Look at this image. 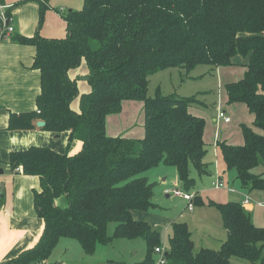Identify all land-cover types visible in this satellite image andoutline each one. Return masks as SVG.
<instances>
[{
    "label": "trees",
    "instance_id": "trees-1",
    "mask_svg": "<svg viewBox=\"0 0 264 264\" xmlns=\"http://www.w3.org/2000/svg\"><path fill=\"white\" fill-rule=\"evenodd\" d=\"M34 1L40 23L48 0ZM63 17V37L9 36L34 46L31 67L40 73V91L34 110L9 113L8 129H32L43 120V129L68 132V141L65 152L33 145L10 153L11 170L20 167L39 178L34 205L44 227L32 247L6 264L40 263L62 237L76 240L86 255L112 238L141 237L145 257L133 264L154 263L160 230L132 216L133 210L153 205L155 182L146 171L161 162L172 166L185 190L193 180L190 165L198 173L206 171L205 121L189 110L197 105L196 95L158 90L147 95L148 77L167 68H179L188 77L197 65H228L233 56L247 57L243 76L226 84V94L229 103L247 107L253 125L263 132L242 124L241 145L220 142L218 147L242 188L264 190V171L256 172L264 170V0H82L80 8L64 11ZM82 62L87 92H79L78 77L68 74ZM129 98L143 102V136L107 135V114ZM73 140L81 145L69 153ZM61 196L63 207L55 201ZM193 202L204 203L197 195ZM206 203L219 210L226 239L218 249L194 251L188 225L172 221L164 264H232V258L264 264V225L256 226L240 202ZM110 223L114 229L108 235Z\"/></svg>",
    "mask_w": 264,
    "mask_h": 264
},
{
    "label": "crops",
    "instance_id": "crops-1",
    "mask_svg": "<svg viewBox=\"0 0 264 264\" xmlns=\"http://www.w3.org/2000/svg\"><path fill=\"white\" fill-rule=\"evenodd\" d=\"M20 1L21 0H0V5L7 6L6 10L10 8V18H11L10 24L13 26V32H18L26 36H32L35 33H39L41 36L47 38L63 37L66 34V21L64 20L63 12L80 8L79 3L78 5H73L69 0H48V9L45 12V15L41 23H39L38 3L34 0H24L21 3ZM80 4H82V0H80ZM9 36L10 33L7 37H5L0 41V169H2V172L0 173V264H6L9 260L16 257L23 250L32 247L37 242L44 227V222L42 218L38 215L34 205V192L40 189L39 178L36 175H28L20 171L16 172L14 170H11L9 166L10 153L12 151L26 149L33 145L47 146L58 152H65L67 149V141H68V132H61L57 134L48 131L46 129H43V126L42 127L35 126L34 128L27 130L8 129L7 123H8L9 113L11 112L19 113L23 111L34 110L36 108L35 98L40 91V73L37 69L31 67L33 56L35 54L34 46L29 44H20L13 42L9 39ZM238 58H241V56L236 55L232 57L233 60H236ZM242 58L241 61L245 66L247 62V57H242ZM245 70H246V66H245ZM85 73H86V67L83 62L79 67L75 69H71L68 72L71 78L78 77L77 86L79 92H87L89 90V85L83 79ZM230 105L235 110L239 106L247 109V107H245L243 104L240 103H233ZM72 107L74 109L78 108L77 99L72 103ZM189 110L192 112V107ZM194 114L197 115L198 113L196 112ZM250 115L253 117L251 113L249 114V116ZM218 119L225 124L231 122V119L228 122H224L223 119L217 117V113H216L215 120ZM253 119L251 118V120ZM253 130L255 131L254 128ZM105 131H107L106 119H105ZM262 132L263 131L261 130V132H257V133H262ZM109 136H116V135H109ZM204 143H205L206 152H208V146L206 144L205 139H204ZM227 144L233 145L232 143H227ZM241 144L242 142L236 145H241ZM80 145L81 143L78 140H73L71 142L70 149L68 150V152L71 153L78 150L80 148ZM217 147H218V142L216 141L213 152H216ZM205 156L206 153L203 158L206 171L208 170L212 172L211 170L212 168L213 169L215 168L214 169L215 172L218 171L217 168L218 166H215L214 163L208 160V156L207 157ZM149 171L150 170L146 171L145 176L148 178L149 181H154L156 183V179L155 178L153 179L152 177L149 176L150 173ZM228 171H234V170L227 169V173ZM263 171H264L263 168L256 169V172H263ZM219 172H220L218 173L219 176L226 183V187L224 188L227 189V187L229 186V181L227 180L228 178L224 175L226 171L222 170ZM214 175L215 174H213V176ZM234 175L236 177L235 171H234ZM160 180H161L160 183L163 186H165L164 192L166 196H169L167 190L171 189L170 184L174 185L175 187L178 184H180L176 172L170 176H163L161 177ZM237 185H238L237 187L243 191L242 200L244 199L245 195H247L249 197V203H251L254 200L251 197V193H256V191L260 190V189L249 190L247 188H242L239 185V183ZM242 200L237 202H240V204H242ZM55 201L58 205L62 207L66 205V200L63 196L58 197ZM228 201H232V200H228ZM258 203L264 204V202H258ZM260 206L261 205H258L257 207ZM263 207L264 206H261V208ZM135 213L137 212H134L133 210L132 216L135 219L138 220L143 219L142 215ZM177 220L178 219H172L168 223L167 241H168V235L170 233V224L172 221H177ZM182 222H185L190 230L188 222L187 221H182ZM254 224L256 226H262L256 224L255 222ZM152 227L157 229L159 228V230H161V227H156L155 224H153ZM223 230L225 237L218 241L216 247L201 245L199 246V249L201 247L218 249L227 236V232L224 226H223ZM190 232L195 247V238L193 237V232L191 230ZM61 239H63V242L65 244L64 246H62V251L58 252L54 257L50 259L48 257L42 262L35 264H98L99 263V261L94 260V258H92L94 253L92 255H86L76 240L75 242L71 238L62 237L59 239L58 243L60 242ZM113 239L122 240L123 238H113ZM133 240L134 239H130L131 246H135ZM111 241L112 240H110L107 243H110ZM154 259L157 258L154 257ZM107 261L115 262L116 260L110 256L107 258ZM137 261L140 260L131 259L129 264H133ZM232 261L233 260L231 259V263Z\"/></svg>",
    "mask_w": 264,
    "mask_h": 264
},
{
    "label": "rangeland",
    "instance_id": "rangeland-1",
    "mask_svg": "<svg viewBox=\"0 0 264 264\" xmlns=\"http://www.w3.org/2000/svg\"><path fill=\"white\" fill-rule=\"evenodd\" d=\"M69 1L73 5H78L79 3V7L82 5L80 4V0ZM47 9L44 11L42 19ZM241 58L236 60L231 59L228 65H197L189 72L188 77L183 75L184 71L181 72L176 67L158 71L148 77L147 95L150 97L154 96L157 90L162 95L171 93H177L180 96L196 95L197 105L192 106V113L197 112V116L202 117L205 121L203 137L208 146V152H206L205 157L208 156V160L214 163L215 166H218V171L216 172L214 170L215 168H212V172L207 170L203 173H198L195 167L190 165L189 173L193 180L191 186L186 190L180 184H176V187L170 184L171 189L178 188L183 192H189L193 196L197 195L202 199L204 203L201 205H195L193 202L192 210L188 207V201L184 200L181 196L173 195L169 192V196H166L164 192L165 186L160 183L161 177L170 176L176 172L174 167L161 162L150 169L149 176L156 179L151 195L153 205L146 210H134V212H137L135 214L142 215V221L150 225L155 224L156 227H161L159 244L164 250L167 249V226L172 219L188 222L190 230L193 232V237L195 238L194 251H197L201 245L216 247L218 241L225 237L222 219L217 207L208 205L206 202L208 200L214 202H226L228 200L241 201L243 198V191L237 187L238 181L234 175V171H228L227 173L219 148L217 147L216 152H213L216 141L218 143H232L233 145L243 143L242 124L246 127L254 128L257 132H261V129L253 126V120H251L253 117L250 115V118V113L247 109L239 106L235 110L230 105L233 103L228 102L226 84L239 80L245 72V66ZM218 109L225 111L226 115L231 119L230 123L225 124L219 119L215 120ZM143 126V102L140 99H122L119 109L115 112L108 113L106 117L107 135L109 133V135L138 139L143 135ZM222 170L226 171L224 175L228 178L229 186L227 189L214 188L212 186L213 174H218ZM251 197L254 199L251 203L241 205L245 211L250 213L253 223L255 222L263 226L264 207L257 206L258 202H264V190L251 193ZM113 229L114 224L110 223L107 228V234L111 235ZM111 240L107 244H96L92 258L99 261L98 264H129L131 259L141 260L144 257L146 245L143 238H135L133 240L135 246H131V241L128 239L116 240L112 238ZM64 245L63 239H61L50 252L49 259L62 251V246ZM262 249L264 256V248ZM110 256L116 261H107V258ZM153 256L158 258L160 254L154 253ZM232 260L233 264H247L246 261L238 258H232Z\"/></svg>",
    "mask_w": 264,
    "mask_h": 264
},
{
    "label": "built area",
    "instance_id": "built-area-1",
    "mask_svg": "<svg viewBox=\"0 0 264 264\" xmlns=\"http://www.w3.org/2000/svg\"><path fill=\"white\" fill-rule=\"evenodd\" d=\"M6 7L5 5H0V21L2 23V28L0 29V41L7 37L9 33L13 32V26L10 24L11 18L6 14ZM5 22H8L5 25ZM39 112V111H37ZM217 117L223 119L224 122H228L230 118L225 115V112L222 110H218ZM14 171H20V167H16ZM212 186L214 188L220 189L226 187L225 181L219 176V174H215L212 180ZM167 192L172 193L173 195L181 196L184 200L188 201V207L190 210L193 208V195L188 192H183L178 188H172L167 190ZM249 203V197L245 195L244 199L242 200V204ZM258 205L264 206L263 203H258ZM154 253H159L160 256L155 259L153 264H164L165 257H164V249L161 246H157L154 248Z\"/></svg>",
    "mask_w": 264,
    "mask_h": 264
},
{
    "label": "water",
    "instance_id": "water-1",
    "mask_svg": "<svg viewBox=\"0 0 264 264\" xmlns=\"http://www.w3.org/2000/svg\"><path fill=\"white\" fill-rule=\"evenodd\" d=\"M8 24V22H5V25H7ZM45 125V122L43 121V120H38L37 122H36V126H38V127H42V126H44ZM2 172V169H0V173ZM158 230H159V228H158Z\"/></svg>",
    "mask_w": 264,
    "mask_h": 264
}]
</instances>
